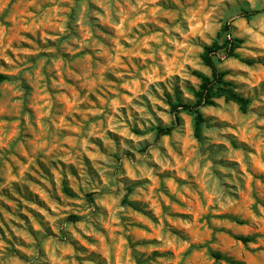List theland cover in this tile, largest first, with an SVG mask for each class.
I'll return each mask as SVG.
<instances>
[{
	"label": "rangeland",
	"instance_id": "rangeland-1",
	"mask_svg": "<svg viewBox=\"0 0 264 264\" xmlns=\"http://www.w3.org/2000/svg\"><path fill=\"white\" fill-rule=\"evenodd\" d=\"M0 73V264H264V0H0Z\"/></svg>",
	"mask_w": 264,
	"mask_h": 264
},
{
	"label": "trees",
	"instance_id": "trees-1",
	"mask_svg": "<svg viewBox=\"0 0 264 264\" xmlns=\"http://www.w3.org/2000/svg\"><path fill=\"white\" fill-rule=\"evenodd\" d=\"M241 40L238 38H230L225 40L224 51L226 57L236 56L235 48L238 47V43ZM218 44L214 43L210 46L204 47V52L202 55V60L204 64L209 67L211 74L210 76L197 72V76L200 79V85L198 90L195 92V101L192 104H180L183 109L188 110L193 114L194 118V133L198 137L200 135L201 124L204 121L203 115L200 108L205 105H212L214 97H224L225 100L234 101L239 105L240 110L245 111L248 100L244 97L239 96L230 88V82L223 80V73L220 72L214 61V56L216 55V49H218ZM6 79V76L0 73V84ZM173 126L158 127V135L169 134ZM242 241H247L249 238L244 236L238 237ZM216 258H220V254H213ZM234 264H244V263H234Z\"/></svg>",
	"mask_w": 264,
	"mask_h": 264
}]
</instances>
